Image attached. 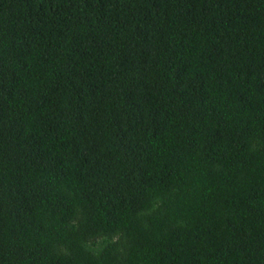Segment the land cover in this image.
Returning a JSON list of instances; mask_svg holds the SVG:
<instances>
[{
  "label": "trees",
  "instance_id": "1",
  "mask_svg": "<svg viewBox=\"0 0 264 264\" xmlns=\"http://www.w3.org/2000/svg\"><path fill=\"white\" fill-rule=\"evenodd\" d=\"M0 264H264V0H0Z\"/></svg>",
  "mask_w": 264,
  "mask_h": 264
}]
</instances>
